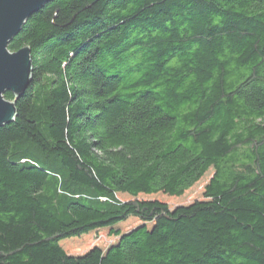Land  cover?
<instances>
[{
  "label": "trees",
  "instance_id": "trees-1",
  "mask_svg": "<svg viewBox=\"0 0 264 264\" xmlns=\"http://www.w3.org/2000/svg\"><path fill=\"white\" fill-rule=\"evenodd\" d=\"M71 1L9 43L34 70L0 126V264H264V0H101L45 24ZM211 167L190 204L119 196ZM107 227L106 250L61 244Z\"/></svg>",
  "mask_w": 264,
  "mask_h": 264
},
{
  "label": "water",
  "instance_id": "water-1",
  "mask_svg": "<svg viewBox=\"0 0 264 264\" xmlns=\"http://www.w3.org/2000/svg\"><path fill=\"white\" fill-rule=\"evenodd\" d=\"M52 0H0V126L17 117V101L33 78L32 48L24 46L17 51L9 43L19 33L27 18ZM11 91L15 98L5 93Z\"/></svg>",
  "mask_w": 264,
  "mask_h": 264
},
{
  "label": "rangeland",
  "instance_id": "rangeland-1",
  "mask_svg": "<svg viewBox=\"0 0 264 264\" xmlns=\"http://www.w3.org/2000/svg\"><path fill=\"white\" fill-rule=\"evenodd\" d=\"M101 0H73L69 3H65L57 6L50 11L44 18V22L48 26H62L73 21L77 16L83 13V11L90 10L98 6ZM214 167H211L209 171L191 188L171 194L166 191H160L154 194L141 193L138 196L129 194L126 190L119 192V196L122 199L139 198V199H160L169 203L170 206L175 207L181 204H190L196 200L205 198L204 193L206 185L210 181L214 174ZM141 223V220L137 216H132L128 220L121 222L114 226L115 229H120L122 232H127L133 227ZM151 225V224H150ZM119 236L112 234V228H101L94 230L88 234H84L81 237H71L61 241V244L70 253L81 254L95 246H100L103 249L109 248L112 244L118 242Z\"/></svg>",
  "mask_w": 264,
  "mask_h": 264
}]
</instances>
